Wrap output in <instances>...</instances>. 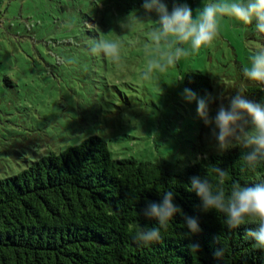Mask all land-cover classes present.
Segmentation results:
<instances>
[{"label": "rangeland", "instance_id": "obj_1", "mask_svg": "<svg viewBox=\"0 0 264 264\" xmlns=\"http://www.w3.org/2000/svg\"><path fill=\"white\" fill-rule=\"evenodd\" d=\"M162 2L169 11L174 2L187 3L195 18L205 4L220 0ZM142 5L143 0H0V179L95 135L115 159L151 161L180 172L203 152L222 153L215 125H206L197 102L185 97L186 76L206 74L210 94L223 95L226 107L240 90L256 102L246 88L257 82L243 69L264 47V34L255 21L243 25L223 17L212 44L199 51L181 45L187 56L145 78L149 61L161 52L150 36L159 16ZM97 39L120 44L118 63L91 53ZM219 104H210V117ZM232 147L247 150L235 141Z\"/></svg>", "mask_w": 264, "mask_h": 264}, {"label": "trees", "instance_id": "obj_2", "mask_svg": "<svg viewBox=\"0 0 264 264\" xmlns=\"http://www.w3.org/2000/svg\"><path fill=\"white\" fill-rule=\"evenodd\" d=\"M185 86L203 95L213 90L202 72L187 74ZM246 89L257 103L264 102V85L249 83ZM248 151L203 152L180 172L151 161L115 159L95 135L42 156L0 179V264H264V247L247 236L257 224L229 229L223 214L203 212L199 197L189 191L190 178L207 176L212 165L230 172L226 187L231 180L255 186L264 178V162L241 172ZM166 191L201 230L191 233L177 213L161 229V241L138 245L135 230L157 225L143 216L147 202H161ZM192 244L199 245L195 253Z\"/></svg>", "mask_w": 264, "mask_h": 264}, {"label": "clouds", "instance_id": "obj_3", "mask_svg": "<svg viewBox=\"0 0 264 264\" xmlns=\"http://www.w3.org/2000/svg\"><path fill=\"white\" fill-rule=\"evenodd\" d=\"M143 8L159 16V26L151 32V41L156 50L161 52L160 58L151 59L144 72L148 78L154 69L163 71L174 65L189 52L181 45H190L192 51L213 43L219 34V21L223 17L233 18L243 25H252L264 34V0H220L204 5L196 17L187 3H173L171 11L162 0H143ZM166 46V47H164ZM92 54L102 53L114 63L120 61V44L116 41L97 39L91 46ZM249 81L264 85V47L256 50L250 57V67L243 69ZM240 90L235 96L228 98L213 97L207 94L198 97L191 89H185V97L197 102V114L206 125L214 124L213 135L218 141V149L223 152L233 146V141L244 149H251L241 157V172L256 170L264 162V102L257 103L244 98ZM219 99L220 104L215 117H210V104ZM249 121L251 129H248ZM218 129V132L216 131ZM228 170L218 165L208 168L207 176L190 178L189 191L195 192L201 201V210H215L226 217L229 229H237L246 223L258 225L256 230H248L247 236L253 237L258 245L264 247V178H260L255 186H241L232 181ZM143 216L148 220L157 221L153 227L139 226L135 230L134 241L141 246H149L161 241V229H167L174 216L179 213L191 233H198V220L183 213L182 208L174 203V193L166 191L161 202L148 201ZM139 215V214H138ZM192 252L199 248L198 244L189 245ZM223 254L222 250L217 256Z\"/></svg>", "mask_w": 264, "mask_h": 264}]
</instances>
